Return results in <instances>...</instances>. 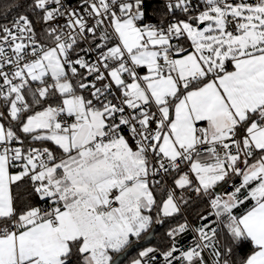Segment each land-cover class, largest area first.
I'll return each mask as SVG.
<instances>
[{
  "label": "snow or ice",
  "instance_id": "1",
  "mask_svg": "<svg viewBox=\"0 0 264 264\" xmlns=\"http://www.w3.org/2000/svg\"><path fill=\"white\" fill-rule=\"evenodd\" d=\"M8 8L0 264H264V0Z\"/></svg>",
  "mask_w": 264,
  "mask_h": 264
},
{
  "label": "trees",
  "instance_id": "2",
  "mask_svg": "<svg viewBox=\"0 0 264 264\" xmlns=\"http://www.w3.org/2000/svg\"><path fill=\"white\" fill-rule=\"evenodd\" d=\"M29 0H0V16H3L6 14V10L9 14L8 18L11 19L12 17H15L17 15V12L12 10L11 8H8L9 5H25ZM25 8H20L19 11L22 14L24 11H26ZM37 29L39 30V25H37ZM171 181H169L170 183ZM203 208V205H196L193 206L191 210L187 213V219L195 225L197 223L196 219V213L200 211ZM177 220L180 222L183 221L182 217H178ZM177 220H168L163 224H159V230L156 232L155 235V240L153 241L152 244L148 245L150 247H156V246H162L166 241L164 240L166 232L169 230L170 227H173L176 225ZM191 241V233L185 235L184 237L181 238V243L187 246ZM147 247V246H145ZM142 247V248H145ZM142 248L137 249L134 251L123 264H128L129 258L134 255L135 253H138V251ZM249 251V248L247 246L241 248L239 255L243 256L246 255Z\"/></svg>",
  "mask_w": 264,
  "mask_h": 264
},
{
  "label": "water",
  "instance_id": "3",
  "mask_svg": "<svg viewBox=\"0 0 264 264\" xmlns=\"http://www.w3.org/2000/svg\"><path fill=\"white\" fill-rule=\"evenodd\" d=\"M159 230V224H156L152 230V234L147 236V238H145L142 242H140L139 245L134 246L133 248L129 249L128 253L126 254V258L125 257H121V259L123 260V262H125L127 260V258L137 249L148 246L150 244L153 243V241L155 240V235L156 232Z\"/></svg>",
  "mask_w": 264,
  "mask_h": 264
},
{
  "label": "rangeland",
  "instance_id": "4",
  "mask_svg": "<svg viewBox=\"0 0 264 264\" xmlns=\"http://www.w3.org/2000/svg\"><path fill=\"white\" fill-rule=\"evenodd\" d=\"M147 247H150V246H147ZM145 248H146V247H145ZM142 250H144V248L140 249L139 251H142ZM139 251H138V253H139ZM138 253H135L134 255H132V256L129 258V260H128V264H131L132 260L138 256Z\"/></svg>",
  "mask_w": 264,
  "mask_h": 264
},
{
  "label": "built area",
  "instance_id": "5",
  "mask_svg": "<svg viewBox=\"0 0 264 264\" xmlns=\"http://www.w3.org/2000/svg\"><path fill=\"white\" fill-rule=\"evenodd\" d=\"M12 18H13V17H12ZM12 18H11V19H12Z\"/></svg>",
  "mask_w": 264,
  "mask_h": 264
}]
</instances>
